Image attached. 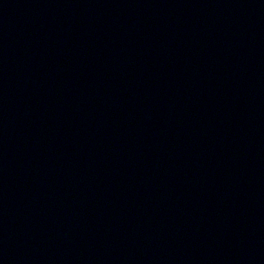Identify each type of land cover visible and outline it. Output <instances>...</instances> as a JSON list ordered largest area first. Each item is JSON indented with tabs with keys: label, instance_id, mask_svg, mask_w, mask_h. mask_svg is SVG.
Here are the masks:
<instances>
[{
	"label": "water",
	"instance_id": "obj_1",
	"mask_svg": "<svg viewBox=\"0 0 264 264\" xmlns=\"http://www.w3.org/2000/svg\"><path fill=\"white\" fill-rule=\"evenodd\" d=\"M0 264H264V0H0Z\"/></svg>",
	"mask_w": 264,
	"mask_h": 264
}]
</instances>
